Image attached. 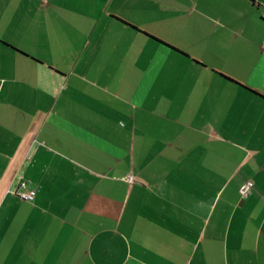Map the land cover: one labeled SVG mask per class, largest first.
Segmentation results:
<instances>
[{"label": "crops", "instance_id": "obj_1", "mask_svg": "<svg viewBox=\"0 0 264 264\" xmlns=\"http://www.w3.org/2000/svg\"><path fill=\"white\" fill-rule=\"evenodd\" d=\"M263 13L0 0V264H264Z\"/></svg>", "mask_w": 264, "mask_h": 264}, {"label": "built area", "instance_id": "obj_2", "mask_svg": "<svg viewBox=\"0 0 264 264\" xmlns=\"http://www.w3.org/2000/svg\"><path fill=\"white\" fill-rule=\"evenodd\" d=\"M262 17L264 19V13ZM126 180L130 183L133 181L131 177H127ZM253 190L254 182L252 180L244 182V184L240 188V195L242 200H246L247 198H249V196H251V194L253 193ZM12 194L22 201L33 203L37 196V190L30 189L29 183L27 181H21L18 189L15 192H12Z\"/></svg>", "mask_w": 264, "mask_h": 264}, {"label": "trees", "instance_id": "obj_3", "mask_svg": "<svg viewBox=\"0 0 264 264\" xmlns=\"http://www.w3.org/2000/svg\"><path fill=\"white\" fill-rule=\"evenodd\" d=\"M251 91V90H250ZM251 92H253V93H255V94H257L256 92H254V91H251Z\"/></svg>", "mask_w": 264, "mask_h": 264}]
</instances>
